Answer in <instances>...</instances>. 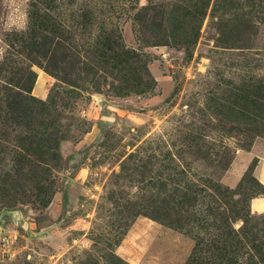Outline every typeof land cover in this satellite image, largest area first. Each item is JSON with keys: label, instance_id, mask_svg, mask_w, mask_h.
<instances>
[{"label": "rangeland", "instance_id": "obj_1", "mask_svg": "<svg viewBox=\"0 0 264 264\" xmlns=\"http://www.w3.org/2000/svg\"><path fill=\"white\" fill-rule=\"evenodd\" d=\"M185 1L0 0V264H264V210L248 209L264 197L253 176L264 121L225 122L229 92L264 87V0L224 13L252 25L229 47L217 41L215 0L196 22L182 17ZM37 12L61 26L71 56L105 42L132 52L150 88L64 83L28 62L18 40ZM193 26L194 43H173ZM26 66L42 92L30 90L31 106L55 125L53 160L21 149L42 127L15 125L5 109V83Z\"/></svg>", "mask_w": 264, "mask_h": 264}, {"label": "trees", "instance_id": "obj_2", "mask_svg": "<svg viewBox=\"0 0 264 264\" xmlns=\"http://www.w3.org/2000/svg\"><path fill=\"white\" fill-rule=\"evenodd\" d=\"M209 0H186L185 4L190 7L191 12L182 15V17H188L189 21L196 22L203 15V10L207 7ZM239 4L236 0H215L212 5V13L217 15V12H221L219 16H216V30L218 33L217 41L219 44H223L227 47L235 46L238 42L242 41L243 34L249 31L252 27L250 21L238 20L237 15L235 18L227 21L222 20L224 13L230 9H238ZM223 13V14H222ZM33 29L30 33H25L18 40V47L30 63H35L38 67L49 75L59 79L64 83L72 84L69 80L70 76H75L76 79H84L86 82L98 84V80L101 79V83L105 82V77H110L113 80H117L120 83L121 77H124L126 84L130 87H136L135 93H141L147 91L150 88L153 81L149 79V75L146 72L145 67L139 63L133 53L130 55L127 51L121 50L113 42H105L101 48L88 51L84 56H76L64 52L63 46L64 40H71L66 35L61 26L55 23L49 16L42 13H35L33 17ZM183 29L182 24H176ZM177 27V28H179ZM185 33H182L181 38L171 36L173 43L181 45H190L195 42L198 35V27L193 26L190 29V39H184ZM104 43V42H103ZM102 45V44H101ZM103 48V49H102ZM63 51V52H62ZM62 53V54H61ZM81 57V58H79ZM83 57V59H82ZM82 59V60H81ZM79 65V66H78ZM80 72V73H79ZM81 75V76H80ZM82 77V78H80ZM32 78V79H31ZM34 76L31 73L29 67L17 70V75L14 76V80L7 79L6 89L3 91L5 109L9 112L10 122L17 124H30L31 120L37 122L41 126V130L30 132L31 135L21 139L25 140V147L21 148L25 153H28L32 158L43 161V157L46 156L50 160L54 159L53 151L57 148L56 131L54 130V122L48 119L46 111H42L41 117L35 114L33 107L31 106L35 99L29 96L32 87V80ZM125 84V85H126ZM134 85V86H133ZM139 86V88H138ZM256 87V88H255ZM256 92L253 95L251 101H247V96L252 89ZM120 87H115L117 94L121 93ZM230 101L231 104L225 107V122L237 123L240 117L248 112V120L250 121V114L259 119L260 123L264 121V87L263 86H242L235 88L233 92H229L226 95L225 101ZM250 106H253L250 108ZM252 111H254L252 113ZM37 118L39 120H37ZM234 128L229 127L228 130L232 131ZM245 132H250V128L246 127ZM32 137V138H31ZM56 138V139H55ZM47 201L41 203L46 205Z\"/></svg>", "mask_w": 264, "mask_h": 264}, {"label": "crops", "instance_id": "obj_3", "mask_svg": "<svg viewBox=\"0 0 264 264\" xmlns=\"http://www.w3.org/2000/svg\"><path fill=\"white\" fill-rule=\"evenodd\" d=\"M39 88H37L35 85L32 87L31 89V92H37L36 94L38 95V97H42V92L40 91ZM260 161H262V166H256L254 172H253V176L254 178L256 179V182L258 184H260L261 186L264 187V153L261 155V158L259 159ZM264 202V197H256V198H252L250 201H249V205H248V209L251 213L253 214H260L263 210H264V207L262 208L261 211L259 210H256L255 208V204L254 203H257V202Z\"/></svg>", "mask_w": 264, "mask_h": 264}]
</instances>
